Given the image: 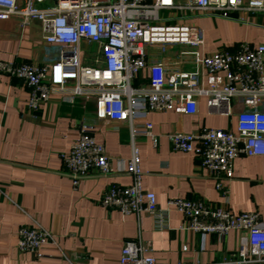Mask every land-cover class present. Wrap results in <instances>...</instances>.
Masks as SVG:
<instances>
[{
  "label": "crops",
  "instance_id": "0c3cea01",
  "mask_svg": "<svg viewBox=\"0 0 264 264\" xmlns=\"http://www.w3.org/2000/svg\"><path fill=\"white\" fill-rule=\"evenodd\" d=\"M49 1L39 3L47 7ZM243 20L211 14L187 17L183 22L200 26L205 43L200 49L212 53L236 49L241 43H264V12H243ZM14 15L0 19V60L51 65L58 60L60 46L44 39L41 21L22 23ZM99 47L82 42V61L92 63ZM188 45H149L148 64L162 62L167 72L196 69ZM150 81V67L133 79L138 87ZM207 84V77L204 79ZM73 83L55 92L34 111L29 105L31 90L23 79L0 73V264H120L123 245L138 240L149 246L148 254L163 264H236L242 259L241 239L245 232L231 230L225 236L207 235L185 228L184 214L172 211L169 228L161 230L147 213L124 214L102 203L112 185L128 186L132 176L119 162L128 161L133 143L129 124L110 120L100 124L95 98L72 97ZM243 108L240 98L233 109ZM148 118L158 136L156 144L142 134L134 137L141 152L143 187L154 191L165 207L173 198L204 201L211 207L229 208L234 213L257 211L264 219V155L240 154L234 160V176L226 181V196L194 152L174 150L168 137L174 132H198L205 127L236 131L237 116L212 112L207 96L200 99L199 112L151 111ZM82 121L95 126L94 134L110 156L115 171L105 175L91 170L78 187L66 173L63 154L70 150ZM38 222L53 236L43 247V256L17 248L18 230ZM251 264H264V259Z\"/></svg>",
  "mask_w": 264,
  "mask_h": 264
},
{
  "label": "built area",
  "instance_id": "2783aa9c",
  "mask_svg": "<svg viewBox=\"0 0 264 264\" xmlns=\"http://www.w3.org/2000/svg\"><path fill=\"white\" fill-rule=\"evenodd\" d=\"M45 1L50 2L47 7L38 6ZM162 10L179 14L162 17ZM196 11L243 20V12H264V0H0V19L19 15L21 26L38 19L44 39L60 46L59 58L51 65L0 60V73L23 79L31 90L28 105L34 111L73 83L72 97L95 98L100 124L110 120L129 124L132 151L127 162H119L118 170L125 169L133 181L128 186L112 185L102 197L106 207H117L124 214L147 213L161 230L169 228L172 211L181 212L188 220L185 228L200 233L203 241L210 233L225 236L231 230L243 231L242 259L236 264H251L264 259V219L259 212L234 213L185 198L170 199L160 207L156 193L143 187L141 152L134 137L142 134L157 143L149 113L175 110L196 114L203 95L212 112L237 116L236 131L205 127L198 132L170 133L174 150L196 153L226 196V181L234 176L235 158L240 154L264 155V43L243 42L233 50L205 53L200 49L205 43L204 30L182 21ZM84 40L99 47L91 64L82 61ZM156 44L195 48L196 69L169 74L162 62L149 65L147 47ZM147 66L149 83L134 87L133 79ZM235 97L243 103L238 112L233 109ZM94 130V125L82 121L70 150L63 154L66 173L75 188L93 169L105 175L115 171ZM50 240L52 234L38 222L24 224L18 230L17 248L42 257ZM148 250L146 243L127 240L120 264H163Z\"/></svg>",
  "mask_w": 264,
  "mask_h": 264
},
{
  "label": "rangeland",
  "instance_id": "374dc122",
  "mask_svg": "<svg viewBox=\"0 0 264 264\" xmlns=\"http://www.w3.org/2000/svg\"><path fill=\"white\" fill-rule=\"evenodd\" d=\"M178 14H179V12L176 11V10H162L161 11V16L162 17L174 18V17H177ZM205 15L206 14L201 12V11H196L194 14L193 13H188V16H190V17H194V16L198 17V16H205Z\"/></svg>",
  "mask_w": 264,
  "mask_h": 264
}]
</instances>
